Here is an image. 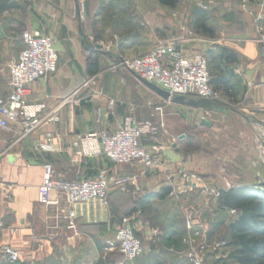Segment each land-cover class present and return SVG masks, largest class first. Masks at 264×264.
I'll list each match as a JSON object with an SVG mask.
<instances>
[{
    "label": "crops",
    "instance_id": "obj_1",
    "mask_svg": "<svg viewBox=\"0 0 264 264\" xmlns=\"http://www.w3.org/2000/svg\"><path fill=\"white\" fill-rule=\"evenodd\" d=\"M12 1L16 3L14 7L0 10L3 33V36L0 34V97H5L8 92V66L21 48V32L24 29L52 34L58 54L57 70L27 86L24 98L28 104H42L51 109L90 76L93 80L89 85L94 86L95 89L91 90L95 92L74 110L69 105L64 106L60 110L58 122L43 125L24 137L21 136L20 127L0 128V246L9 244L18 250V264H191L187 245L183 242L186 231L182 208L194 202V192L182 186L181 178L175 177L170 186L163 173L148 174L140 178L136 187L130 186L122 191L115 181L138 172L139 166L118 165L102 154L80 156L77 154L78 148L73 145L78 134L101 129L112 132L118 124L132 117L137 121H162L163 126L158 128L156 136L141 140L146 149L154 151L163 145L160 141L163 127L166 125L169 130H174L176 123L180 124L173 117L174 112L169 111L176 104L177 97L163 98L135 75L122 68H103L100 62L94 69L95 73L89 75L86 61L88 52L100 51L110 57H135L151 50L161 39L179 35L189 37L181 18L167 17L168 11L175 8L170 9L157 0H109L108 4L104 0H84L86 10L83 17H79V0ZM258 1L205 0V9L209 10L212 17L208 24L213 26L214 33L212 36L196 35L188 43H197L187 46L188 51H193L201 45L199 42H203L216 45L213 48L222 46L232 50L237 62L228 65L232 71L229 83L237 99L245 90L244 95L247 94L249 99L248 107L264 104V45L257 40L253 18L247 16L251 20H238L235 14L233 17V13L244 11L242 5L257 11L259 3L264 4V0ZM105 5H111L114 9L113 14L109 11L110 16L124 20H99ZM214 8L216 11L213 12ZM217 16L222 17L221 20ZM228 17L233 18L230 20ZM219 39H223L222 45L216 44ZM98 41L108 44V50L101 51L96 45ZM110 71L118 74V82L111 84L106 80V73ZM218 89L222 90V87ZM81 92L85 93V90ZM185 98L199 100L194 96ZM110 100L114 102L112 108L108 107ZM184 105L194 106L189 103ZM155 106H161L163 112L156 114ZM203 106L216 105L210 103ZM213 108L208 111L214 113L216 109ZM178 115L183 120L189 119L181 112ZM232 116L243 119L238 112H233ZM202 117L199 115L197 121L200 122ZM255 118L249 115L244 121L249 128L247 138L256 137L253 131ZM212 125L210 123L209 126ZM246 135L240 132L236 136H229L225 142L229 146L236 141L241 148L237 149V155L230 149L224 155L222 168L226 170L227 187L221 190L232 185H254L264 181V158L258 156L264 149V142L260 141L262 147L245 144ZM148 140L152 143H146ZM39 143H49L54 149H38L36 145ZM163 154L174 168L173 163L179 161L178 155L165 147ZM44 162H51L66 179L92 177L99 170H106L111 180L108 204L104 206L92 201L71 207L63 193L59 194L56 205L39 203L38 187ZM181 166L183 170L196 172L188 163L181 162ZM164 188L168 190L160 197L158 194ZM5 193H8L7 198ZM214 203L215 206V199ZM71 210L74 215L69 218ZM216 210L215 207L206 210L212 216L211 219L221 212ZM135 213L143 222L136 232L142 243L141 255L129 262L117 252L105 254L104 241L114 236L120 217ZM225 214L229 216L228 212ZM155 218H163L166 226L160 231V240L156 238L157 241L153 239L156 235L150 232L154 228L151 224ZM221 251L223 248L218 253L221 254ZM228 253L226 250L222 258ZM210 258L206 256V262L213 264L212 260L209 263Z\"/></svg>",
    "mask_w": 264,
    "mask_h": 264
},
{
    "label": "built area",
    "instance_id": "obj_2",
    "mask_svg": "<svg viewBox=\"0 0 264 264\" xmlns=\"http://www.w3.org/2000/svg\"><path fill=\"white\" fill-rule=\"evenodd\" d=\"M198 6L202 7L200 1ZM83 0L78 1L79 15L83 13ZM263 4L258 12L248 9L247 13L255 17L257 40L264 44V8ZM188 38L178 36L172 40L158 41L148 52L135 56L122 58L119 64H114L111 69L121 67L125 71L151 83L172 97L194 96L210 102H219L222 99L220 90L211 85V76L208 70L206 55L198 51H188ZM22 47L17 56L8 66V92L5 97H0V128L8 129L12 126L20 127L21 136L35 132L43 125L56 123L60 120V110L69 105L71 110L80 107L83 101L82 89L88 87L90 81H84L70 95L63 98L58 105L47 109L45 105L28 104L24 95L27 86L57 70L58 54L54 45L53 35L39 30L24 29L21 32ZM219 39L216 43H223ZM102 47L101 42H96ZM114 102L109 101L108 107L112 108ZM156 114H161L163 108L155 106ZM163 126L161 120L148 119L137 121L128 118L109 132L101 129L97 132L78 134L73 145L78 148L80 156H94L102 154L111 162L118 165H137L138 172L120 177L116 184L120 190L126 191L130 186H137L140 178L148 174L163 173L165 181L172 186L175 177L181 178L183 187L196 191L203 197L217 198L221 189L211 185L206 179L194 172L183 170L181 162L173 163L164 156V146L157 150H149L141 143L143 138L154 137L158 128ZM38 149L52 151L51 144L39 143ZM42 180L38 187L37 201L43 205H56L60 193L65 194L68 204L73 207L78 204L96 201L101 205L108 204V193L111 180L106 170H99L94 176L82 179H66L58 173L51 162L42 165ZM172 194V191L171 193ZM6 198L8 193H5ZM204 207H208L204 204ZM228 215L235 216L236 209H228ZM185 236L183 242L187 245V256L191 264H206L205 258L210 250H217L214 259L222 257L219 254L225 242H209L207 234L209 223L202 219V210L189 205L182 209ZM71 210L68 217L72 218ZM143 225L138 214L123 215L114 236L104 241V253L118 252L129 262L134 261L142 253L141 240L136 235L139 227ZM1 226V224H0ZM152 235H157L159 230L151 228ZM221 247V248H220ZM20 259L18 250L9 244L0 246V264H15Z\"/></svg>",
    "mask_w": 264,
    "mask_h": 264
},
{
    "label": "rangeland",
    "instance_id": "obj_3",
    "mask_svg": "<svg viewBox=\"0 0 264 264\" xmlns=\"http://www.w3.org/2000/svg\"><path fill=\"white\" fill-rule=\"evenodd\" d=\"M110 1L116 2L114 0H110ZM197 1H200L201 5H203L201 8H205V5H206L205 0H197ZM256 1L260 2L258 0H256ZM104 2L106 4H108L109 0H104ZM84 3H85V1L83 0V5H84ZM216 5L218 6V4H216ZM261 5H262V3L261 4L259 3V9L257 11L252 10V12L253 13L258 12L261 9ZM263 6H264V4H263ZM194 7H200V6H198L196 0H180L177 8H175L174 10H169L167 13L168 14L167 17L170 19L181 18V20H183V22L185 24L184 26H186V28H187L189 37H187L186 35H179V36H183L185 38H188L189 41L192 39V37L195 38L196 35H200V33H198L192 25V9ZM242 8L245 12L242 10L239 12H234L233 17L235 14V18H237L238 20H248L249 18H251V19L253 18V20L255 19V17L253 15H250L247 13L248 9L245 8V5H242ZM85 10H86V8L84 5L83 6V12ZM212 10H213V12L216 11L215 8ZM109 11H111L112 14L114 13V9L111 8V5H105L101 9V13H100L98 19L100 18L99 20H103L106 22H107V20H124V18H118V16H112V15L110 16ZM115 11L118 12V10H115ZM222 11H224V9H222ZM78 15H79V7H78ZM79 17H83V13L80 14ZM233 17H228V19L231 20ZM216 18L221 20L222 17L217 16ZM251 19H249V20H251ZM262 23H263L262 27L264 28V19H263ZM22 28L23 27L21 26V29ZM174 38H177V36H175L173 38L169 37L166 39H161L160 41L172 40ZM100 42L103 44V46H102V48H100V50L101 51H107L108 50L107 49L108 44H105L103 41H100ZM196 43H197L196 41H195V43L193 41V42L187 43V46H188V44L192 45V44H196ZM199 43L201 45L195 47V50H193V51H198V52H201L204 55H206V57L208 59L209 74L212 77V75L215 74V72H216L214 68L217 65L218 61L211 59L209 51L216 53V52H218L217 51L218 49L215 47L213 48V46H216V45H211L209 43H203V42H199ZM216 44L219 45V43H216ZM220 45H222V44H220ZM20 47H22V43L19 46V48ZM87 58H89L88 60L92 64H93V62H97V63L100 62V65L103 68L106 67L109 70H112L111 67L114 64L118 65L120 60L122 58H125V57H110V56H108V55L106 56L103 53H100V51H98V52H93V53L88 52L86 54V59ZM120 68L121 67L118 66L116 70H119ZM106 77H107L106 80L108 79V81L111 82V84L116 83L119 80L118 74H115L113 71L106 73ZM91 80H93V77H91V76L85 79V81H91ZM92 88H94V86L91 87L89 85L87 88L83 89V91L85 90V93H81V95L84 98L83 100H89V98H91L92 94H94V92H95V90H91ZM218 90H220V89H218ZM220 91L222 93V99L219 102L212 103V104L216 105V106H212V107H205L203 105H201V106H195L194 105L193 107H191V106H187L184 104H188L187 102H189L190 100L191 101H196V100L190 99V98H185V97L182 100L176 99L175 100L176 104L172 105V107L170 108L169 111L174 112L173 117L175 118L176 122L179 121L180 124L176 123L174 130H172V129L169 130L168 127L165 125L161 131V137H160V141L163 142L165 149L170 150L172 153L178 155L179 162H184V163H188L189 165H191L192 168L194 169V171H196L194 173H198V174L202 175L206 179V181H208L211 185H213L219 189L222 187H227V185L225 183V181H226V170H224V168H222L223 167V161L222 160L224 159L225 153H227L226 152L227 149H230V151L233 152L234 155H237V153H238L237 149L241 148L240 144H237L236 141H233V143H230L229 146H227V144L225 142L228 141L229 136H232V137L236 136L240 132L243 133L244 135L247 134L249 128H248V124H245L244 121H245V119H247L249 117V115L256 117L255 120H253V131H254L256 137L253 136V138H254L253 139V138H251V136L250 137L248 136V138H247V135H246V138L244 137L245 138V141H244L245 144L246 143L247 144L250 143L253 145L256 144V146L258 145L259 147H262L260 144L261 143L260 141L264 142V104L261 106L260 105H250L248 107L247 104H249L248 103L249 99H248L247 94L244 95L245 90H243L241 92V96L239 99L234 97L233 89L229 92V94H225L222 90H220ZM178 102H181L184 104L179 105ZM81 106H82V103H81ZM212 108L216 109V111L214 113L211 111L210 112L208 111V110H211ZM180 112L182 114H184L186 116V118H189V119L183 120L182 118H180L178 115ZM233 112H236V113L238 112L244 120L234 118L232 116ZM199 115L203 116L202 119H205L206 121L212 123L213 125L212 126L201 125L200 122L197 121V118ZM181 134H184V137L182 139H179V136ZM150 142L152 143V141L148 140L146 143H150ZM156 145H153V146H156ZM263 150H262L261 154L258 153L259 158H261V155L264 158V151ZM223 151H225V152H223ZM254 156H255V154H254ZM193 192L194 193H193L192 197L194 199V202L190 203V204H186V205H184V207L192 205V206H195L198 210L199 209L202 210V213H203L201 216L202 219H206L207 223H209L212 216L210 217L208 211L206 212V210H209V208L212 209L214 207L217 208L216 205L214 206V204H215L214 199L216 200V198H214V197H203V196L199 195V193H197L196 191H193ZM139 199H140V197H139ZM204 204H207L208 207L207 208L204 207ZM141 209H143V207H141ZM143 215L145 216L146 214H143ZM143 215H142V217H143ZM225 218L226 217H224V219ZM178 222L179 223L181 222L180 217L178 218ZM151 225H152L151 227H154V228L159 230V233L153 239H155L156 241H157V239L160 240L159 239L160 231L166 227L164 219L163 218H161V219L155 218L154 222ZM209 225H210V223H209ZM209 229H210V226H209ZM213 237H214V235H213ZM176 239H178V236L176 237ZM207 239L209 240V242H211L212 240H215L216 242H219V243H221L222 241L225 242L221 246L223 248V251H221V255H223L224 252H226V250L229 253L231 252L232 247L228 242L227 225L225 223L222 225V227H220L217 230L214 238H212V236L207 234ZM216 253L217 252L215 250H213V251L210 250L208 252L207 256L211 257L209 259L210 260L209 263H211V260H212L213 264H219L220 261H223L222 264H232V261H230V260L225 261L228 259L229 255H225L224 258L220 257L219 259L215 260L214 256ZM205 263L208 264L206 262V258H205ZM233 264H235V263L233 262Z\"/></svg>",
    "mask_w": 264,
    "mask_h": 264
},
{
    "label": "trees",
    "instance_id": "obj_4",
    "mask_svg": "<svg viewBox=\"0 0 264 264\" xmlns=\"http://www.w3.org/2000/svg\"><path fill=\"white\" fill-rule=\"evenodd\" d=\"M157 1L170 9L177 8L180 2V0ZM15 5L16 3L12 0H0V10L9 9ZM209 20H212V17L205 8L192 9V25L198 33L213 35L214 29L208 24ZM217 51L216 53L209 51L211 59L218 61L214 68L216 72L211 77V85L215 89L222 87V91L229 94L233 88L229 83L232 71L228 65L237 62V56L226 47L219 46ZM88 59L87 71L89 75H92L98 63L92 64ZM167 190V188L162 189L158 195L164 196ZM216 207V212H221L210 219L208 234L213 236L224 223L227 225L228 242L232 247L227 260L235 264H264V187L254 184L233 185L226 190L222 189L216 198ZM228 209H236L237 214L227 217L225 212Z\"/></svg>",
    "mask_w": 264,
    "mask_h": 264
},
{
    "label": "water",
    "instance_id": "obj_5",
    "mask_svg": "<svg viewBox=\"0 0 264 264\" xmlns=\"http://www.w3.org/2000/svg\"><path fill=\"white\" fill-rule=\"evenodd\" d=\"M0 34H1V36H3L1 26H0ZM137 78H138V77H137ZM138 79H139L142 83H144L146 86H148V87H150L151 89H153V90H154L158 95H160L161 97H163V98H169V94H168V92H166V91H164V90H162V89H160V88H156V87L153 86L151 83H149V82H147V81H145V80H143V79H140V78H138ZM183 98H184V97L180 96V97H177L176 99H177V100H182ZM188 103L196 106V105H208V104H210L211 102L208 101V100L199 99V100H197V101H189ZM200 124H201V125H205V126H209V125H210V122L206 121L205 119H201ZM183 137H184V134H181V135L179 136V139H182ZM257 185H258V186H263V187H264V181H259V182L257 183Z\"/></svg>",
    "mask_w": 264,
    "mask_h": 264
}]
</instances>
